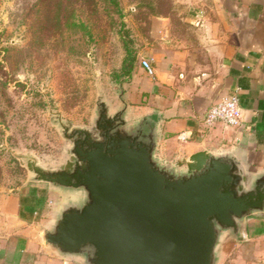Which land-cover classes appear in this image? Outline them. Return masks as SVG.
<instances>
[{
  "label": "water",
  "instance_id": "1",
  "mask_svg": "<svg viewBox=\"0 0 264 264\" xmlns=\"http://www.w3.org/2000/svg\"><path fill=\"white\" fill-rule=\"evenodd\" d=\"M119 100L99 89L87 126L49 107L66 144L57 159L11 150L30 182L64 197L39 225L44 245L76 264H219L224 240L264 218V170L241 148L165 162L158 122L132 118L123 81Z\"/></svg>",
  "mask_w": 264,
  "mask_h": 264
},
{
  "label": "crops",
  "instance_id": "2",
  "mask_svg": "<svg viewBox=\"0 0 264 264\" xmlns=\"http://www.w3.org/2000/svg\"><path fill=\"white\" fill-rule=\"evenodd\" d=\"M175 3L183 9L187 28H174L167 18L156 17L139 46L138 69L130 80H122L132 118L152 113L161 133L158 155L165 162L176 163L200 150L241 148L251 172L263 171L264 0ZM145 57L152 59L154 75L141 66ZM233 95L239 96L243 109L240 125L207 127L204 118L211 107ZM34 189L0 192V264L66 261L39 235V225L49 212L47 199L53 210L60 200L56 202L53 191L45 188L41 209L32 212L22 200ZM231 248L237 249L231 264H264V218L250 219L239 238L227 237L221 260Z\"/></svg>",
  "mask_w": 264,
  "mask_h": 264
},
{
  "label": "rangeland",
  "instance_id": "3",
  "mask_svg": "<svg viewBox=\"0 0 264 264\" xmlns=\"http://www.w3.org/2000/svg\"><path fill=\"white\" fill-rule=\"evenodd\" d=\"M57 2L68 7L59 8ZM123 18L102 3L79 0H0V192H26L46 183L30 182L29 171L11 150L57 159L65 140L52 123L49 107L76 125H90L99 89L112 106L120 102L118 70L125 54L120 23L131 29L137 46L156 17L186 29L175 0H120ZM139 14V15H137ZM139 16V17H138ZM60 204L64 197L53 191ZM42 222L51 220L53 204ZM59 204V205H60ZM237 249L219 264H231Z\"/></svg>",
  "mask_w": 264,
  "mask_h": 264
},
{
  "label": "trees",
  "instance_id": "4",
  "mask_svg": "<svg viewBox=\"0 0 264 264\" xmlns=\"http://www.w3.org/2000/svg\"><path fill=\"white\" fill-rule=\"evenodd\" d=\"M79 3H82L83 5L88 4V5L95 6L96 7L95 9H97V6L99 5V3H102L107 10H110L113 13L118 14L120 18H123V8L121 6L120 0H79ZM56 4L59 5V8L61 7L65 8V13L67 14L68 7L66 5L63 6L62 2H57ZM119 31H120L119 33H120V37L122 40V45H123L125 54H124L120 69L118 70V73H119L118 77H120L121 80L128 81L132 78L133 73L139 67L140 48L137 46L135 39L133 38L131 29L126 25L125 21L123 20L120 23ZM45 192H46V189L44 188H41V189L35 188L30 198L23 199L22 203L23 204L24 202L29 203L30 210L32 212L38 211L41 209L40 207L43 204L42 197L44 196ZM38 193H39V196L37 195ZM21 214H22V210H21Z\"/></svg>",
  "mask_w": 264,
  "mask_h": 264
},
{
  "label": "built area",
  "instance_id": "5",
  "mask_svg": "<svg viewBox=\"0 0 264 264\" xmlns=\"http://www.w3.org/2000/svg\"><path fill=\"white\" fill-rule=\"evenodd\" d=\"M141 66L149 75H154L155 68L151 58H142ZM243 109L238 95L225 97L211 107L204 118L207 127H213L217 123H224L227 126H238L242 121ZM181 138L186 139L185 133H181ZM63 264H72L64 261Z\"/></svg>",
  "mask_w": 264,
  "mask_h": 264
}]
</instances>
